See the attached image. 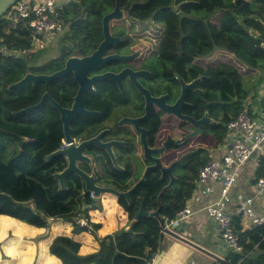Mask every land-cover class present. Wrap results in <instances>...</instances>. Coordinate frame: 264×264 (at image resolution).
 <instances>
[{
	"label": "trees",
	"instance_id": "1",
	"mask_svg": "<svg viewBox=\"0 0 264 264\" xmlns=\"http://www.w3.org/2000/svg\"><path fill=\"white\" fill-rule=\"evenodd\" d=\"M78 1L79 4L72 0L65 8L64 20L71 24V28L79 27L84 14L95 15L96 21L90 23L99 24L102 13L112 9L115 0ZM175 1L119 0V5L142 23L158 20L163 24L162 59H168L170 49L175 57L178 56L176 51L181 50L183 57L192 60L187 71L190 77L198 73L207 77V102L216 104V121L210 125L207 135L217 145L225 138V124L242 111L249 96L250 90L242 83L241 75H252L264 66V0H213L215 6L212 10H203L202 6L190 7L187 16L177 12ZM3 30L0 18V46L8 52L28 49L26 30L18 28L6 35ZM66 39L75 38L67 36ZM26 65L23 58L0 55V235L10 226L18 232L24 231L20 221L44 230L33 238L37 243L47 238L53 222L61 220L72 223L70 236L57 235L48 246L49 254L61 264H110L111 257V264H150L160 243V227L156 219L141 217L133 222L132 233L118 228L101 237L97 236L101 223L88 222L87 227L74 225L77 212L88 219V209L84 208L93 203L88 199L89 194L84 196L81 190L61 191L58 188L51 174L55 171L54 160L46 162L44 159L55 145L41 149L37 127L28 130L24 126L25 114H12L25 103L22 95L13 98L15 89L8 90L7 86L24 76ZM199 65H204L205 69ZM24 88L25 85L16 90ZM23 136L33 137L35 141L24 142ZM207 159L208 153L199 158L197 167L204 165ZM262 163L260 175H264V158ZM196 174L197 169H194L191 175L180 176L177 187L161 195L160 215L172 218L178 209L184 207ZM161 186L162 182L153 178L133 194L130 206L123 203L129 221H133L142 199H145L146 211L157 208L156 197ZM240 223L236 215L234 229L243 246V254H233L228 264H237L243 255L245 257L239 264H264V226L243 231ZM88 228L96 239L98 250L82 255L79 252L81 244L74 240V236ZM112 228L113 223H108L102 229L109 231ZM141 232L144 234L139 235ZM138 236L144 238L139 242L135 239ZM30 250L27 246L22 264H30Z\"/></svg>",
	"mask_w": 264,
	"mask_h": 264
},
{
	"label": "flooded vegetation",
	"instance_id": "2",
	"mask_svg": "<svg viewBox=\"0 0 264 264\" xmlns=\"http://www.w3.org/2000/svg\"><path fill=\"white\" fill-rule=\"evenodd\" d=\"M112 9L102 13L99 24L90 23L96 21L95 15L84 14L79 27L66 24L60 40L41 50L30 49L31 54L49 49L56 54L36 67L26 63V73L46 78L62 70L69 58L91 55L104 39L101 19ZM121 11L122 16L108 24L109 35L116 41L106 45L101 53L103 59L121 57L102 61L91 69L86 76L89 82L82 88L70 71L50 81L44 78L27 82L12 96H23L25 106L21 109L40 103L37 109L24 113V126L28 130L37 127L41 149L55 145L44 156L45 161L55 151H68L75 170L63 176V189L55 175L69 166L67 156L59 153L46 161L54 160L55 171L51 174L58 188L81 190L86 196L84 176L99 188L119 192L134 188L129 202L112 196L125 213L127 223H133L137 220H128L123 203L130 206L139 187L156 178L162 182L160 191L166 188L164 192H170L177 187L180 176H189L199 169V158L208 152L206 141L212 142L207 132L216 121L212 117L216 115V104L207 102V77L198 73L191 78L187 72L192 60L183 57L181 50L176 51L175 57L172 49L168 59H162V34L153 35L154 26L142 24L125 9ZM67 36L75 39L68 40ZM199 66L205 69L204 65ZM73 110L75 114L70 113ZM22 140L33 142L35 138L23 136ZM88 199L93 200L90 195ZM142 200L145 209V199ZM156 202L158 207L157 198Z\"/></svg>",
	"mask_w": 264,
	"mask_h": 264
},
{
	"label": "built area",
	"instance_id": "3",
	"mask_svg": "<svg viewBox=\"0 0 264 264\" xmlns=\"http://www.w3.org/2000/svg\"><path fill=\"white\" fill-rule=\"evenodd\" d=\"M70 2L72 0H17L1 18L4 25L3 33L10 34L18 28L26 30L28 50H41L62 38L67 24L64 20L65 7ZM0 55H8L3 46H0ZM208 152L206 163L199 167L192 180L193 190L190 199L184 207L176 211L174 217L161 215L163 227L172 230L188 221L196 212L189 204L200 200L207 186L218 183V195L207 200L200 211H204L207 217L215 222L214 238L221 241L230 252L243 254V246L234 229V217L240 216L242 230L264 226V175L255 179L253 196L237 203L235 215L227 211V206L231 202L230 191L247 161L254 154L264 157V116L254 117L248 109L243 108L225 124L223 142L212 146ZM88 193L95 199L92 192ZM256 197L259 199L261 214L254 209ZM76 214L74 225L87 227L89 220L83 217L81 212ZM164 228H160V233ZM83 233L91 234L89 228ZM244 257L245 255L237 264L241 263ZM187 264L198 263L191 260Z\"/></svg>",
	"mask_w": 264,
	"mask_h": 264
},
{
	"label": "crops",
	"instance_id": "4",
	"mask_svg": "<svg viewBox=\"0 0 264 264\" xmlns=\"http://www.w3.org/2000/svg\"><path fill=\"white\" fill-rule=\"evenodd\" d=\"M257 71L255 72L256 74H257ZM243 108L248 109L249 113L251 115H253L254 117L255 116L256 117L264 116V69H263L262 74L259 75L256 85L252 88V90H250L249 96L245 100ZM263 158L264 157H262L258 154H254L247 161L243 171L240 173L238 179L236 180L235 185L232 187V189L230 191L231 202L227 206V211L230 214H232V215L236 214V205L240 200L253 196V192H254L253 184H254L255 179L257 177L261 176L260 172H262V171H260V168L262 167L261 165L263 164L262 163ZM192 190H193V187H192ZM218 190H219V184L218 183L212 184L211 186H207L206 190L205 189L203 190V192H202L203 194L200 197V200L194 201L192 204H190V206L192 208H194L196 212L189 218L188 221H186V222L180 224L179 226L173 228L172 231L178 232V231L183 230V232H182L183 236H185L186 238H188L192 242L198 244L199 246H201L205 250L213 253L221 261H216L215 259H212V258L208 257L207 255L201 253V252H198L195 250H190V252L187 254V256L179 255L180 260H178V261L176 260V262H171L169 255L163 256L161 254V248L163 246V243L165 242V239H167L168 237L166 235H163L162 233H160L159 248H158L157 253L153 256L151 264H187L191 260L196 261L198 264H228L230 257L234 253H232L228 249H226L225 245L221 241H217L214 238L213 232L215 229V222L212 221L211 219H209L207 217V215L204 213V211H200L201 207L204 206V204L206 203L207 200L216 198V196L219 193ZM191 194H192V191H191ZM191 194H190V197H191ZM190 197L186 200L184 206L186 205V203L190 199ZM105 198H107V197L104 196L102 198V201H103L102 204L103 205L105 204ZM108 201H110V200H108ZM110 202L113 203L112 200ZM258 202H259V199L257 197L254 198V203H255L254 209L258 214H261L262 210L260 209ZM95 203H97V202L96 201L93 202V204H95ZM0 217H2V216H0ZM239 218H240V216H239ZM18 222L21 223V225L25 228V230H27V231L32 230L34 232H38L37 234H35V236L42 234L44 232L43 229H39V228L29 226V225H27L23 222H20V221H18ZM240 222H241V218H240ZM98 223H100V222H98ZM244 224H245V222H244ZM51 226L49 228L48 235H47L46 239L40 240L37 243H35L33 241V238L35 237L34 236L32 239L27 240V242H28L27 244H24L26 247L25 250H27V246H29L31 248V250L29 252L30 253V261H29L30 264H34L35 259L37 260V264H61L57 258H55L54 256L49 254L48 246L55 236H57V235H68V236H70V233L69 234H65V233L52 234V232H50ZM103 227L101 224L100 229H102ZM118 228H120V227L116 228V226H115V228L113 230H111L110 232H106V233L103 232V234H99V235L104 236L106 234L114 232ZM52 229H54L53 226H52ZM100 229H99V231L101 232L103 229L102 230H100ZM143 234L144 233L141 232L139 235H143ZM79 235L74 236V240L78 241L81 244L80 251H79L80 254H82V255L84 253L88 254L89 251H90V253H93L92 251H94V246L88 247V245H85L84 242H82V240H81V236H79ZM84 235H88V234H84ZM181 246H182V248H186V246H184L182 244H181ZM112 248H113V246H112ZM113 251H114V248H113ZM111 260H112V257L110 259V264H111Z\"/></svg>",
	"mask_w": 264,
	"mask_h": 264
},
{
	"label": "water",
	"instance_id": "5",
	"mask_svg": "<svg viewBox=\"0 0 264 264\" xmlns=\"http://www.w3.org/2000/svg\"><path fill=\"white\" fill-rule=\"evenodd\" d=\"M17 2V0H0V18H2V16ZM122 16V11L119 5V0H115L114 1V6L112 11H110L109 13L105 14L102 19H101V23L103 26V36L104 39L102 40V42L99 44V47L97 50H95L91 55L84 57V58H69L66 63H65V67L54 73L53 75L49 76V77H41L38 75H33L32 73H26L24 74V76L18 80L17 82H14L10 85L7 86L8 90L11 89H18L22 86H24L27 82H39L41 80H43L44 78L47 81H50L51 79H56V78H60V77H64L68 72L73 71L75 74V77L77 79V81L80 84V88L83 87L84 84H87L89 81L86 79V76L88 74V72L91 69H95L102 61H106L109 59H113V58H117V57H121L118 55H112L109 56L105 59L102 58V50L103 48L108 45L110 42L112 41H116V39L110 37L109 35V31H108V24L110 22V20H117ZM95 78L91 79L94 80ZM197 82L196 80H193L189 85L184 86L183 87V91L185 90L184 88H189L191 87L193 84H195ZM85 88V86H84ZM40 106V103L38 102L37 104L24 108V109H20L16 112H13L14 115H18V114H24L30 111H33L35 109H37ZM71 114H75L76 110H73L70 112ZM59 153L65 154L69 160V166L61 173V174H56L55 178L58 179L60 181V188L63 189L64 185L62 182L63 176L66 175L68 172L72 170H75L72 167V163L71 160L69 158V155H67L68 151L67 150H63V151H55L53 153H51L50 155H48L46 157V161H48L51 157H55L57 156ZM172 165V164H171ZM171 167V166H170ZM156 168V167H155ZM169 170V168L167 169ZM171 176V174H170ZM173 180V177L171 178ZM84 180H85V189L87 192H92L95 198H100L102 195H111L114 196L116 199L119 198H125L128 202L130 201V193L134 190V188L126 191V192H119L113 188H99L96 186H93L89 180H87V178L84 176ZM171 184V180L169 182V187ZM166 188L161 189V191L158 193L157 195V201H158V207L153 210V211H146L144 209V200H142L138 211L136 212L135 216H134V220H138L141 217H152L154 219L157 220L159 227L160 228H164L163 227V221H162V217L160 215V196L164 193ZM99 206L98 203H95L93 205H87L84 210L86 209H92L97 208ZM132 229H133V223L131 225H129V227L127 228V233H132ZM183 230L178 231V232H174L171 229L168 228H164L162 231L163 235H166L168 238L165 239V242L163 243V246L161 248V254L163 256H170V261L171 262H176V260H180L179 259V255L182 256H187V254L190 252V250H195L198 252H201L205 255H207L208 257L215 259L216 261H221L219 258H217L213 253L205 250L204 248H202L201 246H199L198 244L192 242L191 240H189L188 238H186L185 236H183L182 234ZM182 245L186 246V248H182Z\"/></svg>",
	"mask_w": 264,
	"mask_h": 264
},
{
	"label": "rangeland",
	"instance_id": "6",
	"mask_svg": "<svg viewBox=\"0 0 264 264\" xmlns=\"http://www.w3.org/2000/svg\"><path fill=\"white\" fill-rule=\"evenodd\" d=\"M176 0L174 8L177 10V12L182 16H187L190 12V7H197L202 6L203 10H212V8L215 6V2L213 0ZM69 6V3H67ZM67 8V7H65ZM153 22H144L142 24H151L155 28V32H152L153 35H157L158 37L161 36L163 32V24L161 22H157L156 20H152ZM129 24H133L130 21L127 22ZM135 24V23H134ZM133 24V25H134ZM9 55H11L15 59L23 58L26 63H28L31 67H36L41 65V63L48 57L54 56L56 54V51L53 50H44V51H38L37 53H30V51L27 49L25 51H11L8 52ZM264 67V66H263ZM260 68L257 71V74H250V75H241L242 77V83L246 88L249 90H252V88L256 85L259 75L262 74L264 68ZM212 117L216 119V115L212 114ZM214 119V120H215ZM207 143V149L209 150L212 146H215L210 140L208 139L206 141ZM209 155V152H208ZM160 192V191H159ZM158 195V194H157ZM105 198V204H102V198ZM161 197V196H160ZM157 198V197H156ZM160 199V198H159ZM108 200H112L113 203H111ZM115 198H113L111 195H102L100 198H95L91 200L92 202H97L99 206L97 208L88 209L87 215L89 222L97 223L100 222L103 226H107L108 223H113V228L109 231L102 230L101 232L98 230L97 236H102L99 234H103L106 232H110L113 230L116 226L120 228L127 229L130 222L127 224V218L123 210H121L118 206L115 205ZM93 204V203H92ZM190 205V204H189ZM77 215V214H76ZM83 216V215H82ZM1 218V217H0ZM72 223H64L61 220H57L52 223V226L54 229H50V232L52 234H60L65 233L69 234L71 231V225ZM127 224V225H126ZM145 230V229H144ZM143 232L145 233L146 231ZM38 232H34L32 230H24L21 232H18L13 226H10L8 229H6L3 234L0 235V264H22L24 259V253L25 252V245L27 244V240L32 239L35 234ZM113 233V232H112ZM86 234V233H84ZM83 233L80 234L82 242H84L85 245L94 246L93 253L98 250L97 242L94 236L91 234L84 235ZM110 234V233H109ZM144 237L138 236L135 238L137 241H141ZM96 243V244H95ZM87 253H84L83 255H86ZM90 254V251L89 253ZM34 264H37V260L35 259Z\"/></svg>",
	"mask_w": 264,
	"mask_h": 264
},
{
	"label": "clouds",
	"instance_id": "7",
	"mask_svg": "<svg viewBox=\"0 0 264 264\" xmlns=\"http://www.w3.org/2000/svg\"><path fill=\"white\" fill-rule=\"evenodd\" d=\"M92 205V204H91Z\"/></svg>",
	"mask_w": 264,
	"mask_h": 264
}]
</instances>
